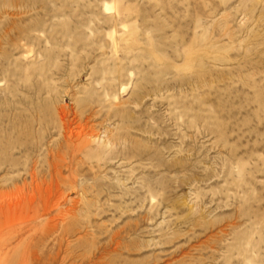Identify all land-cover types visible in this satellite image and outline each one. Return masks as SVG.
<instances>
[{
    "label": "rangeland",
    "instance_id": "1",
    "mask_svg": "<svg viewBox=\"0 0 264 264\" xmlns=\"http://www.w3.org/2000/svg\"><path fill=\"white\" fill-rule=\"evenodd\" d=\"M0 264H264V0H0Z\"/></svg>",
    "mask_w": 264,
    "mask_h": 264
}]
</instances>
